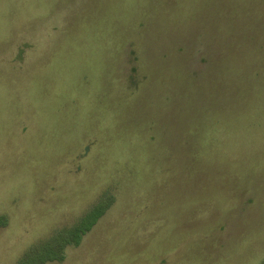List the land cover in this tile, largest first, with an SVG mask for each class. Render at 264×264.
<instances>
[{
	"label": "rangeland",
	"instance_id": "1",
	"mask_svg": "<svg viewBox=\"0 0 264 264\" xmlns=\"http://www.w3.org/2000/svg\"><path fill=\"white\" fill-rule=\"evenodd\" d=\"M35 249L264 264V0H0V264Z\"/></svg>",
	"mask_w": 264,
	"mask_h": 264
},
{
	"label": "trees",
	"instance_id": "2",
	"mask_svg": "<svg viewBox=\"0 0 264 264\" xmlns=\"http://www.w3.org/2000/svg\"><path fill=\"white\" fill-rule=\"evenodd\" d=\"M101 207L102 206H100L99 208H101ZM99 213H100V210H98V213H93V214L87 215L84 218V220H82L81 223L77 227H74V229L69 230L66 233L68 240L72 244H74L75 246L78 245L82 235L85 234L92 227V225L94 224L93 222L96 220V218H97L96 216H98ZM38 252L39 251L36 249L31 250L30 253L26 254V256L23 258V260L21 261L20 264H35L36 263L35 258H37L38 256L40 257L39 259H37V260H39L38 261V264H39L40 261H43V259L41 257L42 254L39 255ZM45 257H47L49 260H54L53 257L48 255V251L46 252ZM57 258L61 259L62 257H57Z\"/></svg>",
	"mask_w": 264,
	"mask_h": 264
}]
</instances>
